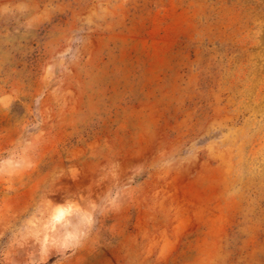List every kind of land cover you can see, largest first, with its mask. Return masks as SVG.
I'll use <instances>...</instances> for the list:
<instances>
[{
	"label": "rangeland",
	"instance_id": "374dc122",
	"mask_svg": "<svg viewBox=\"0 0 264 264\" xmlns=\"http://www.w3.org/2000/svg\"><path fill=\"white\" fill-rule=\"evenodd\" d=\"M0 264H264V0H0Z\"/></svg>",
	"mask_w": 264,
	"mask_h": 264
},
{
	"label": "clouds",
	"instance_id": "9594fccd",
	"mask_svg": "<svg viewBox=\"0 0 264 264\" xmlns=\"http://www.w3.org/2000/svg\"><path fill=\"white\" fill-rule=\"evenodd\" d=\"M80 209L77 205L69 204L65 207H60L55 210L51 218L49 219L48 223L45 224V229H55L56 225L59 223L63 227L64 225L68 224L70 221L67 219L68 217L72 216L74 212H79ZM81 224L85 226H90L92 223V217L89 214H84L80 221ZM86 233L83 231H72V232H62L60 235L56 236H49L45 235L44 243L57 245L64 248H69L75 246L79 242V240L85 235Z\"/></svg>",
	"mask_w": 264,
	"mask_h": 264
},
{
	"label": "bare ground",
	"instance_id": "6f19581e",
	"mask_svg": "<svg viewBox=\"0 0 264 264\" xmlns=\"http://www.w3.org/2000/svg\"><path fill=\"white\" fill-rule=\"evenodd\" d=\"M79 209H80L79 212L86 211L85 214H87V211L88 210H91L92 208H91V206L89 205V203L87 201H83V203L81 204V206L79 207ZM89 212H91V211H89ZM74 217H75V213H73L72 216H70V217L67 218L70 222L65 225V229H66L65 232H71L70 231V226L72 224V220H73Z\"/></svg>",
	"mask_w": 264,
	"mask_h": 264
}]
</instances>
